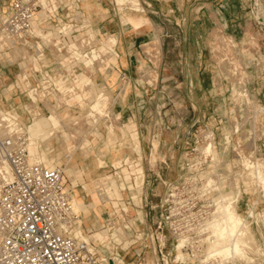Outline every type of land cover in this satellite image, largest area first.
Listing matches in <instances>:
<instances>
[{
  "label": "rangeland",
  "instance_id": "obj_1",
  "mask_svg": "<svg viewBox=\"0 0 264 264\" xmlns=\"http://www.w3.org/2000/svg\"><path fill=\"white\" fill-rule=\"evenodd\" d=\"M148 2L149 11L144 9L140 0H115L114 3L121 24L127 25L126 23L130 22L126 20L127 17L145 18L138 24L141 26L137 28L138 31L134 32L138 35L136 39L143 42L142 52L143 56H146L145 60L143 59L145 63L136 65L144 77L138 83L140 87L147 89L144 108L149 111V116L160 110V117L163 119L160 134L168 133L166 139L172 140V134L179 133L178 143L165 146L161 144L159 153L157 143L152 141L148 148V159H144L142 146L140 148L135 142L137 136H129L125 126H120L122 123L118 121L122 119V102L125 98L120 95L117 101L122 102L116 104L118 108H114L116 98L113 91L116 87L118 91L125 89L128 81L120 79L118 73L113 72H120L126 67L120 62L115 64V54L122 56L116 45L120 46L119 41L124 37L116 28L115 34L110 35L114 40H102L110 33L92 30L97 23L94 20L98 19L93 16L96 12V2L93 0H89V7L86 9L82 7L84 13L79 16L81 20L63 23L62 26L67 28L64 32L47 29L45 32H39V35L26 38L25 42H19V45L16 43L14 47L0 39V117L3 116L1 112L14 114L22 133L28 138L27 127L40 113V109L35 107L28 96L33 88H37L35 90L39 97L42 92L47 95L57 94L59 99L51 101L52 105L58 112L66 108L69 110L72 119L65 122L70 124H75V120L81 122L83 119L87 122L94 92L107 93L109 99L103 114H97V122L86 123L88 128L85 139L92 141L84 149L78 148L77 154L85 153L91 146V154H96L107 162L109 168L105 171L106 175L115 180L120 195L117 207L111 204L103 210L104 222L100 229L108 228L110 239L105 240L104 244H96L91 237H87L90 244L97 247L104 257H117L121 264H158L160 259L156 249L160 234L156 228L157 204L163 201L170 186L193 178L199 182L200 192L211 197L213 204L221 201L233 202L234 211L238 214L240 222L243 220L244 223H239L238 230L241 232H238L237 236L240 247L238 253L232 256L221 254L208 257L207 246L203 255L198 258L209 260L212 264H264V0H196L190 6L187 4L183 7L182 11L191 15L187 18L182 15L180 21L173 17L170 8L168 11H162L164 3H172V0ZM52 6H57L55 0ZM238 6L241 13L244 12L245 23L239 32L228 35L221 29V11L228 7L231 15H235ZM49 7L46 11L53 9ZM209 8L218 11V15L208 16L206 11ZM196 15L197 18H194ZM1 23L3 25V19ZM177 24L181 25V28L178 29ZM146 28L149 30L147 33L144 30ZM49 31L51 33L47 37ZM161 40L165 42V54L169 60V64L162 65L165 67L162 73L157 63ZM72 42L78 43L74 53L68 48ZM176 44L181 46L173 50ZM44 45L49 46V49L54 46L52 50L58 52L54 54H58L62 59H75L76 63L71 64L81 66L80 69L90 77L91 83H87L85 87L77 86L76 78L74 79L76 74H80L77 67L57 65L62 81L73 85L74 90L82 95L84 103H68L67 92L63 95L65 90L54 85L53 78L46 82L45 90L43 86L36 87L38 80L42 83L45 81L40 77L38 80L33 78L30 89L16 86V80L23 73V69L30 67L32 72L34 69H40L42 63L39 62L38 53L44 50ZM17 47H21L20 53L15 52ZM34 49L39 52L34 53ZM93 49H98L100 53L99 58L93 61L91 71L84 68V59L89 57ZM8 51L14 52L10 53V56L5 55ZM110 60L114 62L108 63ZM147 60L152 62H146ZM114 64L116 66L113 67ZM98 72L111 73L97 84ZM50 74L52 76V73ZM10 84H14V91L9 89ZM157 88L160 89L158 96L155 92ZM39 99L42 103V98ZM109 127L115 131L112 135L114 142L123 146L121 155H126L130 162L138 164L141 169L136 182L131 179L125 182L123 187L120 185V181H123L122 167L128 165L123 162V166L115 167L109 162L108 153L103 149ZM68 142L73 147H80L83 145V137L74 134L69 137ZM60 143L64 147L67 142L61 140ZM207 143H211L209 151L205 148ZM33 146L37 147L31 145L30 151H34ZM60 159L64 160L63 154ZM254 164L259 166L260 173H256ZM58 165L63 168L62 163ZM79 168L83 169V166L79 165ZM0 173L1 184L8 176L6 161L2 159ZM208 177L214 179V184L210 182L211 185L204 188L203 183L205 184ZM66 179L72 194L73 183L67 175ZM75 181H78V184L74 182L75 188L82 189L79 180L76 178ZM124 205L129 211L123 209ZM214 210L215 206L211 210L212 216ZM80 218L79 215L78 219ZM209 223L211 222H208L210 226ZM77 224L78 221L73 228ZM89 228L92 230L95 227L90 225ZM160 232L166 239L163 252L168 255L164 261L170 263L176 254L172 253L174 242L171 244L172 240L165 229ZM90 234L91 232H87V235ZM179 259L182 264L193 263L185 254H181Z\"/></svg>",
  "mask_w": 264,
  "mask_h": 264
},
{
  "label": "crops",
  "instance_id": "obj_2",
  "mask_svg": "<svg viewBox=\"0 0 264 264\" xmlns=\"http://www.w3.org/2000/svg\"><path fill=\"white\" fill-rule=\"evenodd\" d=\"M51 4L54 3V0H50ZM79 0H55L57 2V6L53 7L50 13L41 12L38 13L34 22H33V29L36 34L39 35V32H45L47 29L54 30L55 32L58 30L66 31L67 28L63 25L65 21H75L81 20L80 15L84 13L82 10L83 8L89 7V0H82L81 3ZM95 4V13H93V16L97 20H94V22L97 21L96 24H94V27L92 30L94 32H105L110 33L106 36V39L103 38L102 40L112 41L114 40L113 37L110 35L115 34L116 28H118L123 33V39L119 41L120 46L116 45V49L122 54V56L115 54V64H118L119 62L122 64H125V69L120 70V72H116L114 70L113 74L119 75L120 79H126L128 81V86L124 89L121 88L119 91L114 89L113 93L115 95V104L114 108H118L116 104H120L121 102L117 101V98L122 95L124 96V100L122 103L124 105L122 106V119H119L120 126H125L124 129H127V132L129 136L134 137L136 135L135 142L138 143L139 147L143 148V152L145 153L144 159H148V148L150 143L152 141H155L158 145V151L160 153V145L162 146L168 145L169 143H172V145H175L178 143L177 138H179V133L175 134V132L172 134V140L166 139V137L169 136L168 133H162L160 134V129L163 126V119L162 114H160V110L155 111L149 116V111L146 110L144 107H146L144 104H146V92L147 89H144L140 87V84L138 83L139 80L143 79L142 71H139L136 68V65L140 63H145L146 56H143L142 48H143V42H139L136 38L138 36L134 32L138 31V29L141 27L140 24L145 18L144 17H127L126 20H129L130 22H127L125 24H121L118 21V15L116 11V4L114 3L115 0H107V1H97ZM142 4H144V9L146 11L148 10L149 2L148 0H140ZM196 0H172V3H164L162 7V11L165 10L172 12V15L174 18L177 17V20H181V16L185 15L186 18L188 14L183 12V7L187 6V4L190 6L191 3ZM228 2V0H226ZM11 0H0L1 6H0V20L2 22V19L5 20L6 13L9 9ZM4 5V6H2ZM43 5L47 7L46 1H43ZM228 5V4H227ZM5 7V8H4ZM127 11L128 8H124ZM239 6L237 7V12L235 15H231V11L228 10V7L225 8V10L221 11V17H222V24L221 29L223 32L227 33L228 35L230 33L234 34L236 32H239L240 29L243 27V24L245 23L243 20L244 12L241 13V10H239ZM161 11V12H162ZM133 12V11H130ZM144 13V12H143ZM165 15V13H163ZM197 14V13H196ZM206 14L210 17L218 15V11L214 9H210L206 11ZM120 16V15H119ZM234 16V17H233ZM103 17V18H101ZM197 18V15L194 17ZM150 20V19H149ZM151 21V20H150ZM132 22V23H131ZM135 26H134V25ZM61 25L62 27L59 28L58 26ZM150 26L151 25H147ZM146 26V27H147ZM58 27V28H57ZM177 27L181 28V25L177 24ZM138 28V29H137ZM145 33H147L149 30L146 28L144 29ZM113 32V33H112ZM50 31L46 34L48 37L50 35ZM130 33V34H129ZM125 34V36H124ZM127 35V38H126ZM10 38L13 41V47L16 45L15 43L17 40L24 42L26 40L25 38H15L10 36ZM1 41L4 43L10 44L8 41L4 40L2 36L0 35ZM28 39V38H27ZM11 45V44H10ZM180 45H174L173 50L179 49ZM54 46L49 49V46L44 45V50L42 49L41 52L38 53L40 56L39 62L42 63V66L39 70L34 69L36 71H43L45 69H48L50 73H53L51 76V79L54 80V85L59 87L63 91V95L67 94V102L70 101H76L79 104L84 103V99L79 92L74 90V86L70 84H66L62 81V75L60 68L57 67L58 64H62L61 66H72L77 67V70L80 72V74H76L74 79L76 78L77 86L85 87L87 83H91L90 77L85 75L83 70L80 69L81 66H74L76 63L75 59H70L71 57H66L62 59L55 49L52 50ZM78 43L72 42L70 45H68L69 50L74 53V51H77ZM112 47V46H111ZM18 48V47H17ZM169 48V47H168ZM167 48V49H168ZM21 49V47H20ZM121 49V50H120ZM104 50V49H103ZM70 51V52H71ZM38 50L34 49V53H37ZM100 51L98 49L91 50V53L87 59H84V68L90 69L92 71L93 67V61L98 57L99 58ZM37 54V55H38ZM38 56V57H39ZM31 59V58H30ZM144 59V60H143ZM181 61V60H180ZM113 60H110L108 63H113ZM146 62H152L150 60H147ZM64 63V64H63ZM157 63L160 65L159 70L160 73H162V70H165V67L162 65L169 64V60L165 54V42L164 40L160 41V55L158 56ZM71 64V65H70ZM113 65L116 66V65ZM81 65V64H79ZM111 68V67H109ZM42 69V70H41ZM80 69V70H79ZM23 73L19 75V77L16 80V86H19L20 88L30 89L32 87V83L34 82V79L38 78L37 74H33L30 67H26L23 69ZM111 72H98L96 79H98L97 84H100V80L106 78L108 75H110ZM165 73V72H163ZM112 75V74H111ZM113 76V75H112ZM122 76V77H121ZM169 77V75H167ZM34 78V79H33ZM111 77H109L110 79ZM115 78V77H112ZM165 78V77H164ZM38 83L43 86V89L45 90V87L47 83H41L40 80H38ZM9 89L11 91H14L15 87L14 84L9 85ZM36 88H33L29 91L28 96L32 100V102L35 104V107H38L40 110V113L38 116H35L33 118L32 123L27 127L28 132V160L30 162L35 163H42L46 166H55L59 163H62L63 165V171L68 177L71 178V181L73 183L72 187V194H70L72 205L74 206V209L76 212H78V215H80V219L78 220L77 226L74 228V234L76 236H80L83 239H86L88 241L87 237H91L93 241L96 244H104L105 240H109L110 237L107 234L108 228L101 230L100 228L103 227L104 222V209L109 208V205H113L114 207L118 206L117 200L119 198V191L118 186L114 179H112L111 176L106 175L107 169L109 168L107 165V162L101 158L100 156L94 154L92 155V147L90 146L88 149L85 150V153L83 154H77L78 148L84 149L92 140L85 139V134L87 133V122L89 124L97 122L98 115L97 114H103L104 106L106 105L107 100L109 99V95L105 92H99L95 91L94 95L91 97V103H90V110H89V116L90 118L86 122L85 119H83L78 124L76 120L74 121L75 124H70L68 122H65L66 120H71L72 115L69 112V110L66 108L61 112H58L56 108L52 105L51 101H56L58 98L57 94L50 93L49 95L46 94V92H42V95L39 97L38 92L35 90ZM36 91V92H35ZM156 95L158 96L160 93V89L157 88L155 90ZM85 95V94H84ZM42 98V103H40V99ZM192 107H195V105H191ZM126 110H125V109ZM68 110V111H67ZM1 114H7L11 118H15L16 116L14 114H11L10 112H1ZM124 123H123V122ZM125 124V125H123ZM114 129L112 127H109L107 130V136L105 139V146L103 147L104 151L108 153V159L109 162H111L115 167L123 166L122 163L124 162L128 167H122L123 171V177L120 181V185L123 187L125 186V182L133 179L136 182V178L138 173L141 172L140 167L138 164H134L133 162H130L126 155H121V151H123V146L118 143L116 144L112 138V135L114 134ZM77 134L81 135L83 137V145L80 147H73L68 142L69 137L72 135ZM135 138V137H134ZM64 140L65 145L64 147L61 145L60 141ZM175 143V144H174ZM31 145H36L37 147L33 146L34 151H30L29 147ZM63 154L64 160H61L60 157ZM91 159V160H90ZM57 163V164H56ZM79 165L83 166V169L79 168ZM60 166V165H59ZM85 176V178H84ZM79 180V183L81 184V188H75V183L78 181H75V179ZM0 181L1 180V173H0ZM78 184V183H77ZM66 188L67 187V179H66ZM70 189V186H69ZM68 189V191H69ZM72 195V196H71ZM145 201V198L143 199ZM105 204H104V203ZM123 209L127 212L129 211L128 208L124 205ZM156 211V210H155ZM92 225V227H95L94 229L90 230L89 226ZM87 232H91L90 235H87ZM91 249L95 251L100 257H104L103 253L97 247L94 245H91ZM106 246L110 249L111 247L106 244ZM112 250V249H111ZM150 264V263H148Z\"/></svg>",
  "mask_w": 264,
  "mask_h": 264
},
{
  "label": "built area",
  "instance_id": "obj_3",
  "mask_svg": "<svg viewBox=\"0 0 264 264\" xmlns=\"http://www.w3.org/2000/svg\"><path fill=\"white\" fill-rule=\"evenodd\" d=\"M51 5L50 0H11L3 23L5 32L20 39L36 36L33 22L38 13H50L46 10ZM33 72L45 79L43 83L51 78L48 69ZM15 118L12 121L18 130L0 136V158L12 171V178L0 187V264H121L117 257L98 256L89 241L73 233L79 215L72 207L63 169L28 160L27 137ZM182 181L170 186L157 204L158 264H182L181 254L191 264H212L198 257L214 238L208 222L215 204L200 192L197 180ZM164 229L176 253L170 263L164 261L168 255L163 252L166 239L160 231Z\"/></svg>",
  "mask_w": 264,
  "mask_h": 264
},
{
  "label": "bare ground",
  "instance_id": "obj_4",
  "mask_svg": "<svg viewBox=\"0 0 264 264\" xmlns=\"http://www.w3.org/2000/svg\"><path fill=\"white\" fill-rule=\"evenodd\" d=\"M0 35L2 36V38H4V40L8 41L11 45L13 44V41L10 38L11 35H9L5 32L4 26L2 25L1 20H0ZM15 50H16L15 52H19L20 48H16ZM12 52H14V51H12ZM12 52L11 51L5 52V55L10 56L11 55L10 53H12ZM2 115L3 116L0 117V136L1 137L4 135L10 134L11 131L18 130L17 126L14 125L12 118L10 116H8L7 114H2ZM27 140H28V138H27ZM206 146H205V148L207 151L208 148H211V143H209ZM27 147H28V141H26V149H27ZM27 155H28V152H27ZM250 163L251 162H249V164ZM40 164H42V163H40ZM6 165H7L8 176L0 184V187L3 183L9 181L12 178V171H11L7 162H6ZM56 166H59V165L47 166V167H56ZM258 167H259L258 165L254 164V168H255L256 173H260ZM213 180L214 179H212L211 177L206 178L205 184L203 183L204 188L207 187V185L209 186L210 182L213 185L214 184V183H212V182H214ZM210 187H212V186H210ZM210 187H209V189H210ZM204 190L205 189H203V191ZM206 190H208V189L206 188ZM232 203L233 202H231V201H229V202L221 201L220 203H217L215 205V207H216V210H214L215 215L214 214H213V216L211 215L213 218L211 217L212 221H209V222H211L209 224H210V226H212L211 229L213 230L212 232H213L214 238L211 240L210 244L208 245V250L206 252L208 257L218 256L221 254L222 255L230 254L229 256H232L234 253H238V250L240 247H239V241H238L239 237H237V236H238V232L239 233L241 232L238 230L239 229V223L240 224H241V222H242V224H244V223H243V220L240 222V218L238 217V214L234 211V206ZM71 204H72V202H71ZM72 207L74 208L73 205H72ZM243 231H245V229ZM242 236H243V234H242Z\"/></svg>",
  "mask_w": 264,
  "mask_h": 264
}]
</instances>
